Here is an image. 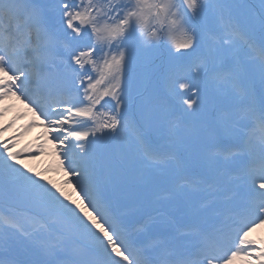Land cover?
Wrapping results in <instances>:
<instances>
[{
	"label": "snow or ice",
	"instance_id": "1",
	"mask_svg": "<svg viewBox=\"0 0 264 264\" xmlns=\"http://www.w3.org/2000/svg\"><path fill=\"white\" fill-rule=\"evenodd\" d=\"M12 98L0 264H264V0H0Z\"/></svg>",
	"mask_w": 264,
	"mask_h": 264
},
{
	"label": "rangeland",
	"instance_id": "2",
	"mask_svg": "<svg viewBox=\"0 0 264 264\" xmlns=\"http://www.w3.org/2000/svg\"><path fill=\"white\" fill-rule=\"evenodd\" d=\"M9 105H15V107L13 109H11L3 118V121H0V123H4V122H10L12 121L18 112H22L24 111V106L21 105L19 103V101H16L14 98L10 99L8 101ZM2 106V105H0ZM28 119H30V116L28 117ZM26 120L25 119H21L19 121H17L16 125L9 129L6 133H4V137H8L13 135L19 128L21 125L25 124ZM42 131V129H34L33 131L27 133L24 137L20 138V142L17 145L18 148H28L29 145H31L32 143L35 142V138L36 135L38 133H40ZM30 166H32V168H35L38 171H42L44 169L47 168H57L58 165V160L56 159L55 156L52 155H48L45 154L41 157H36L34 160H31L28 162ZM44 175L48 178V179H52L54 182L59 183L64 177L63 174L58 172V171H51V172H44ZM208 196H204L201 197L198 200H207ZM196 204V203H195ZM196 206H199L198 204H196ZM17 213V212H16ZM0 216H5L0 212Z\"/></svg>",
	"mask_w": 264,
	"mask_h": 264
},
{
	"label": "trees",
	"instance_id": "3",
	"mask_svg": "<svg viewBox=\"0 0 264 264\" xmlns=\"http://www.w3.org/2000/svg\"><path fill=\"white\" fill-rule=\"evenodd\" d=\"M12 204H14V205H12ZM15 204H18V203L15 200H13V199H3V200H0V207H3L1 205H7L10 208H13V209H16V210L17 209L21 210L20 206H15Z\"/></svg>",
	"mask_w": 264,
	"mask_h": 264
}]
</instances>
